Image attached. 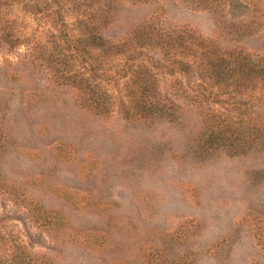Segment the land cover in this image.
<instances>
[{
    "label": "rangeland",
    "instance_id": "1",
    "mask_svg": "<svg viewBox=\"0 0 264 264\" xmlns=\"http://www.w3.org/2000/svg\"><path fill=\"white\" fill-rule=\"evenodd\" d=\"M250 14L186 0L127 4L106 34L124 38L154 15L264 57V28L234 30ZM24 51H0V264H264L256 99L178 91L163 71L159 91L182 109L177 124L148 127L112 100L96 113L39 61L20 59ZM147 55L162 59L157 48ZM205 118L241 139L205 144Z\"/></svg>",
    "mask_w": 264,
    "mask_h": 264
},
{
    "label": "trees",
    "instance_id": "2",
    "mask_svg": "<svg viewBox=\"0 0 264 264\" xmlns=\"http://www.w3.org/2000/svg\"><path fill=\"white\" fill-rule=\"evenodd\" d=\"M186 1L215 15L226 10L234 15L251 13L248 21L235 26L238 36L264 28V0ZM155 2L0 0V51L24 47L20 59L39 61L57 84L73 88L83 102L95 104L96 113H107L112 100L127 120L148 127L177 124L175 114L182 109L179 99L159 91L163 71L174 78L173 87L178 86V91L243 96L256 99L264 107L263 56L240 47H227L221 39L206 37L188 27L169 28L154 15L132 24L124 38L114 39L106 34L127 4L142 6ZM153 48L160 50L161 61L147 55ZM118 79H125L123 89H119ZM235 106L233 103L232 108ZM205 124L207 131L211 130L206 133L205 144L241 139L238 132L235 139L229 140L220 128L225 125L213 124L206 118ZM241 128L235 127L232 134ZM257 129L260 150L264 151V119L261 118Z\"/></svg>",
    "mask_w": 264,
    "mask_h": 264
}]
</instances>
